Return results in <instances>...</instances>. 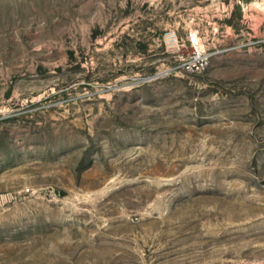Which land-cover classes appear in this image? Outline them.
Listing matches in <instances>:
<instances>
[{"label":"rangeland","instance_id":"374dc122","mask_svg":"<svg viewBox=\"0 0 264 264\" xmlns=\"http://www.w3.org/2000/svg\"><path fill=\"white\" fill-rule=\"evenodd\" d=\"M0 264H264V0H0Z\"/></svg>","mask_w":264,"mask_h":264},{"label":"built area","instance_id":"2783aa9c","mask_svg":"<svg viewBox=\"0 0 264 264\" xmlns=\"http://www.w3.org/2000/svg\"><path fill=\"white\" fill-rule=\"evenodd\" d=\"M189 43L193 48L190 58L185 61V70L187 72H201L205 70L210 63V54L203 50L201 37L197 32L191 33Z\"/></svg>","mask_w":264,"mask_h":264}]
</instances>
